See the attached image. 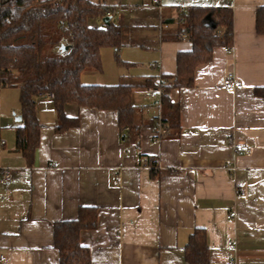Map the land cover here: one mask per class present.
<instances>
[{"label": "crops", "instance_id": "1", "mask_svg": "<svg viewBox=\"0 0 264 264\" xmlns=\"http://www.w3.org/2000/svg\"><path fill=\"white\" fill-rule=\"evenodd\" d=\"M93 1L118 7L123 47L118 58L105 51L111 73L101 52L102 72L86 71L82 83L132 87L143 110L139 137L125 139L118 113L75 104L65 114L79 126L57 133L53 99L41 96L40 144L29 166L16 146L20 91L1 89L0 168L12 173L9 186L0 184L5 264H60L54 225L76 221L80 209L97 211V227L80 234L92 264H188L196 229L206 232L208 264H264V100L255 94L264 88V36L256 31L264 0H159L150 8L142 5L151 0ZM194 7L232 10L233 50L216 49L193 87L169 93L181 128L154 145L149 85L162 79L170 87L178 54L193 50L178 18ZM230 72L243 83L235 93L223 88Z\"/></svg>", "mask_w": 264, "mask_h": 264}, {"label": "trees", "instance_id": "2", "mask_svg": "<svg viewBox=\"0 0 264 264\" xmlns=\"http://www.w3.org/2000/svg\"><path fill=\"white\" fill-rule=\"evenodd\" d=\"M117 11L118 7L93 0H0V86L20 91L22 126L16 130V146L29 166L42 130L37 99L48 94L53 96L58 116L57 133L79 126V119L65 114L66 106L75 104L118 113L125 139H138L143 110L132 103L133 88L82 83L86 71L102 72L103 49H113L118 58L123 30L114 19ZM109 12L114 17L105 24ZM180 18L179 34L186 35L193 50L178 54L177 73L170 77L168 93L193 87L197 68L210 63L216 49L232 51L234 46L232 10L194 7L180 13ZM256 31L264 36V7L257 10ZM63 45L69 49L63 50ZM255 94L264 100V88L256 89ZM162 116L170 134H179L180 106L169 94L163 100ZM96 227L95 209H80L76 221L54 225L60 264H92L91 251L80 243V234ZM208 253L206 232L196 229L185 247L186 262L208 264Z\"/></svg>", "mask_w": 264, "mask_h": 264}, {"label": "built area", "instance_id": "3", "mask_svg": "<svg viewBox=\"0 0 264 264\" xmlns=\"http://www.w3.org/2000/svg\"><path fill=\"white\" fill-rule=\"evenodd\" d=\"M159 5H160L159 0H151L149 3H144L142 7L150 8ZM132 9L133 7L130 6L129 11L131 12ZM107 17H110L112 19L114 16L111 14V12H109ZM178 21L180 23L183 22V18L179 17ZM97 27L98 26H95V28ZM164 27H167V25L164 24ZM168 86L169 85L167 82H165L162 79H158L155 82L154 87L148 89L149 98H151L154 101L153 105L150 107V109H154L155 111L154 127H153L154 145H161L163 141L170 136L171 133L168 123L164 121L162 116L163 100L169 94ZM223 88L229 93H235L237 90L243 88V83L237 79L234 73L230 72L226 75V77L223 80ZM0 92H1V86H0ZM45 97L48 99H53V96L51 94L45 95ZM243 150H244V145L236 144V151L238 153L242 152ZM54 166L58 167L57 164ZM11 181H12L11 171L8 169L0 168V184L3 186H9ZM240 195L244 196V193H241ZM232 216L235 217V213H233ZM7 262H8L7 258L1 255L0 264H5Z\"/></svg>", "mask_w": 264, "mask_h": 264}, {"label": "rangeland", "instance_id": "4", "mask_svg": "<svg viewBox=\"0 0 264 264\" xmlns=\"http://www.w3.org/2000/svg\"><path fill=\"white\" fill-rule=\"evenodd\" d=\"M44 1V0H43ZM105 51H109V53H115V51L113 49H110V48H107V49H103L102 50V56H105V59H104V64H105V68H106V71L109 73H111L110 71V65L112 64V58L110 56H108L109 54H105L106 52ZM114 59H115V55H114Z\"/></svg>", "mask_w": 264, "mask_h": 264}, {"label": "water", "instance_id": "5", "mask_svg": "<svg viewBox=\"0 0 264 264\" xmlns=\"http://www.w3.org/2000/svg\"><path fill=\"white\" fill-rule=\"evenodd\" d=\"M110 22H111V18H110V17H106V18L104 19V23H105V24H109ZM212 25H213V24H212ZM62 48H63V50H65V51L69 49V47H68V46H65V45H64ZM17 120H18V121H22V117H18Z\"/></svg>", "mask_w": 264, "mask_h": 264}]
</instances>
